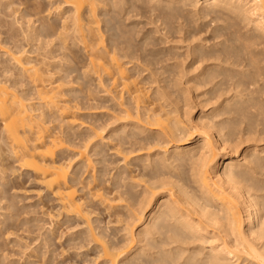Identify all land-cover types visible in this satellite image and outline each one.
Masks as SVG:
<instances>
[{"label": "bare ground", "instance_id": "bare-ground-1", "mask_svg": "<svg viewBox=\"0 0 264 264\" xmlns=\"http://www.w3.org/2000/svg\"><path fill=\"white\" fill-rule=\"evenodd\" d=\"M56 250L264 264V0H0V264Z\"/></svg>", "mask_w": 264, "mask_h": 264}, {"label": "rangeland", "instance_id": "rangeland-1", "mask_svg": "<svg viewBox=\"0 0 264 264\" xmlns=\"http://www.w3.org/2000/svg\"><path fill=\"white\" fill-rule=\"evenodd\" d=\"M93 85L92 82L89 83V89L92 90ZM86 119V118H84ZM33 188V185H29L27 186V189H31ZM35 203V197L33 196V194H31V192L25 193L23 196L20 197V200L18 202V204L20 206H24L26 207L27 210H25L27 213L23 214V216H27L29 218H35L38 221V224H43L45 226H47V224H44L46 221H43L44 217L39 208L34 206ZM37 223V222H35ZM37 225V224H35ZM77 228L74 229H70L69 231H67L66 228H62V231H64L63 236L61 241H64L68 235V232H73L76 231ZM37 231L35 230L33 233H23L21 234L23 236L21 241L30 243L31 247H34L37 244V241L33 238L36 235ZM9 250V258L12 260H19L20 262L24 260V258L26 257V255H28V253H30V249H19L17 245L14 246H9V248L7 249ZM78 253V255H74V253H72V251L70 252V256L69 254H65L64 256H60L59 255V251H55V255H54V260L52 262V264H84L83 262V255H82V250H78L76 251ZM34 260L35 258L31 257V260ZM39 264V263H38ZM46 264V263H45Z\"/></svg>", "mask_w": 264, "mask_h": 264}]
</instances>
